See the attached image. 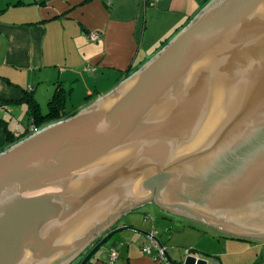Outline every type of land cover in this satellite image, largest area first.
<instances>
[{
    "label": "water",
    "instance_id": "95a60500",
    "mask_svg": "<svg viewBox=\"0 0 264 264\" xmlns=\"http://www.w3.org/2000/svg\"><path fill=\"white\" fill-rule=\"evenodd\" d=\"M145 204L264 241V0H209L113 88L2 149L0 264H71L107 231L77 263L93 264L114 234L148 235L111 229Z\"/></svg>",
    "mask_w": 264,
    "mask_h": 264
},
{
    "label": "crops",
    "instance_id": "0c3cea01",
    "mask_svg": "<svg viewBox=\"0 0 264 264\" xmlns=\"http://www.w3.org/2000/svg\"><path fill=\"white\" fill-rule=\"evenodd\" d=\"M107 1L0 0V105L8 106L0 110V151L28 129L23 101L28 86L39 108L43 101L48 108L55 90H61L62 110L71 115L138 69L209 0ZM90 31L101 37L88 40ZM88 64L94 70H86ZM166 249L174 260L177 253ZM224 253L208 257L215 259L213 264L264 261L251 255L232 260ZM93 264L164 263L152 260L141 244L127 243L113 262L102 256Z\"/></svg>",
    "mask_w": 264,
    "mask_h": 264
},
{
    "label": "rangeland",
    "instance_id": "374dc122",
    "mask_svg": "<svg viewBox=\"0 0 264 264\" xmlns=\"http://www.w3.org/2000/svg\"><path fill=\"white\" fill-rule=\"evenodd\" d=\"M40 109L42 113L47 111L46 102H41ZM118 223L133 224L146 232L152 227L157 229L158 239L163 240L170 252L177 253L174 258L176 264H184L187 255H200L208 260V264H213L215 259L212 257L218 252H225L226 257L232 260L239 256L246 258L249 255L258 256V258L264 257V241H231V237L225 236L217 230L168 214L154 204H145L133 210L123 216ZM193 228H199L200 233ZM130 236H135L136 239L131 242ZM127 243L143 246L148 243V237L131 230L120 231L101 246L98 254L106 257L111 247L114 246L120 250L124 249ZM186 249L190 251L185 252ZM209 254L212 257H208ZM263 262L260 261L256 264Z\"/></svg>",
    "mask_w": 264,
    "mask_h": 264
},
{
    "label": "built area",
    "instance_id": "2783aa9c",
    "mask_svg": "<svg viewBox=\"0 0 264 264\" xmlns=\"http://www.w3.org/2000/svg\"><path fill=\"white\" fill-rule=\"evenodd\" d=\"M158 1L159 0H151V2L153 3H156ZM107 3H110V0H108ZM87 36H88V40L94 42V41H97L101 37V32L90 31L88 32ZM84 68L88 71L94 70V66H90L89 64L86 65ZM32 91H33V87L28 86L26 89V92H32ZM7 109H8V106L6 104L0 105L1 111L7 110ZM36 129L37 128L34 126L33 122L30 121L27 131L29 133H32ZM147 237H148V243L141 246L142 251L145 254L149 255L154 261H157L159 263H164V264H172L167 258V255H166L167 249L165 245L162 244V242L158 239V230L152 227L148 231ZM185 252H189V249H186ZM117 257H118V249H116V247L110 248L108 252L109 261L113 262Z\"/></svg>",
    "mask_w": 264,
    "mask_h": 264
},
{
    "label": "trees",
    "instance_id": "16d2710c",
    "mask_svg": "<svg viewBox=\"0 0 264 264\" xmlns=\"http://www.w3.org/2000/svg\"><path fill=\"white\" fill-rule=\"evenodd\" d=\"M23 101H25L26 104L28 105L29 119L30 121L33 122L36 128H39L49 122L65 118L70 115V114H65L64 111L62 110L64 105V94L61 93V90L59 89L55 90L53 96L48 101V108L45 113H42L40 111L39 105L33 98L31 92L25 93L23 97ZM28 134L29 132L25 131L24 133L19 134L16 138H11L9 144H12L18 141L19 139H22ZM246 241H250V240H246Z\"/></svg>",
    "mask_w": 264,
    "mask_h": 264
},
{
    "label": "flooded vegetation",
    "instance_id": "af4514ba",
    "mask_svg": "<svg viewBox=\"0 0 264 264\" xmlns=\"http://www.w3.org/2000/svg\"><path fill=\"white\" fill-rule=\"evenodd\" d=\"M126 224V223H125ZM122 224L120 223H116L114 226H112L111 229H114L116 228L117 226H120ZM107 233L104 232L103 234H101L78 258H76V260H74L71 264H77L86 254L87 252L101 239L105 236V234Z\"/></svg>",
    "mask_w": 264,
    "mask_h": 264
}]
</instances>
